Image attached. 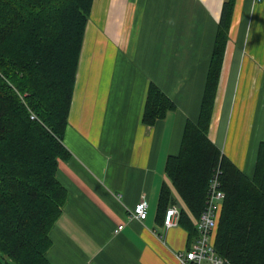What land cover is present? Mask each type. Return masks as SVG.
Returning <instances> with one entry per match:
<instances>
[{
  "label": "crops",
  "instance_id": "0c3cea01",
  "mask_svg": "<svg viewBox=\"0 0 264 264\" xmlns=\"http://www.w3.org/2000/svg\"><path fill=\"white\" fill-rule=\"evenodd\" d=\"M224 1L93 0L63 139L70 156L56 172L67 198L50 232L52 264H178L188 232L158 222V196L168 156L197 119ZM151 82L175 108L147 126ZM208 137L253 173L264 140V0H234ZM142 199L146 217H132Z\"/></svg>",
  "mask_w": 264,
  "mask_h": 264
},
{
  "label": "trees",
  "instance_id": "16d2710c",
  "mask_svg": "<svg viewBox=\"0 0 264 264\" xmlns=\"http://www.w3.org/2000/svg\"><path fill=\"white\" fill-rule=\"evenodd\" d=\"M92 2L0 0V264H52L50 232L67 198L56 172L70 156L63 139ZM233 5H222L197 119L166 160L156 218L164 223L166 209L181 203L178 224L191 243L219 167L225 196L215 249L224 264H264V140L247 175L208 137ZM174 108L151 82L142 122L151 126Z\"/></svg>",
  "mask_w": 264,
  "mask_h": 264
},
{
  "label": "built area",
  "instance_id": "2783aa9c",
  "mask_svg": "<svg viewBox=\"0 0 264 264\" xmlns=\"http://www.w3.org/2000/svg\"><path fill=\"white\" fill-rule=\"evenodd\" d=\"M30 117L35 118V115L31 114ZM220 173L221 170L217 167L211 175L204 207L196 223L197 235L188 248L176 252L178 264H224L226 261L217 253L213 241L222 200L225 196L220 186ZM147 206V202L142 199L131 211V216L144 219ZM178 218L179 210L175 206H170L166 209L164 224L168 227L176 225ZM122 226L119 225L117 230Z\"/></svg>",
  "mask_w": 264,
  "mask_h": 264
},
{
  "label": "bare ground",
  "instance_id": "6f19581e",
  "mask_svg": "<svg viewBox=\"0 0 264 264\" xmlns=\"http://www.w3.org/2000/svg\"><path fill=\"white\" fill-rule=\"evenodd\" d=\"M16 90V89H15Z\"/></svg>",
  "mask_w": 264,
  "mask_h": 264
}]
</instances>
